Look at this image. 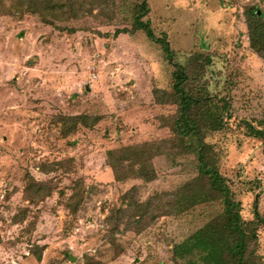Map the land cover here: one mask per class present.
Listing matches in <instances>:
<instances>
[{
    "label": "rangeland",
    "instance_id": "1",
    "mask_svg": "<svg viewBox=\"0 0 264 264\" xmlns=\"http://www.w3.org/2000/svg\"><path fill=\"white\" fill-rule=\"evenodd\" d=\"M98 2L50 26L0 0V264H204L187 242L224 206L208 191L187 209L191 201H170L199 169L196 138L170 130L176 107L153 99L154 89L171 91L174 68L143 33L115 36L130 31L139 0ZM147 5L144 20L169 42L186 90L227 104L223 127L204 142L264 264V65L245 24L251 7L264 19V0ZM79 116L100 120L91 128L64 120ZM138 145L155 179L135 178L123 162L117 181L108 153ZM155 196L157 212L133 209Z\"/></svg>",
    "mask_w": 264,
    "mask_h": 264
},
{
    "label": "trees",
    "instance_id": "2",
    "mask_svg": "<svg viewBox=\"0 0 264 264\" xmlns=\"http://www.w3.org/2000/svg\"><path fill=\"white\" fill-rule=\"evenodd\" d=\"M14 2L16 9H19L21 13L31 14L37 17L41 23L50 26L81 19L84 16L83 12H90L99 3L98 0H14ZM139 2L138 6H133L130 31L120 30L116 32L115 36L119 34L133 35L136 32H141L149 41L161 47L167 63L174 68L172 89L169 93L154 89L153 99L155 104L159 106L171 105L176 107L174 116L170 118L172 120L169 126L170 130L176 137L196 138L199 169L195 181L207 180V188L199 191L191 189L192 185L196 183L195 181L186 183L182 191H186L187 194L180 195L177 199L171 194L172 200L170 201L175 205L184 201H191V204L185 205L187 209L195 203L200 204L207 201L208 195L206 196L204 193L208 191V194L219 195L224 206L223 214L194 233L187 243L191 250L201 255L200 259L204 264H258L254 247H252L256 243L257 237L254 233L251 235L247 232L244 222L236 211L237 204L231 201L227 191L221 188L222 184L218 180L219 172L215 166L216 161L210 156L212 149L204 142L208 133L219 131L223 127L222 107L226 109L227 104L218 102L223 103L219 106L210 97L196 98L186 90L184 86L187 81L185 69L173 62L174 53L166 38H157L149 21L144 20L149 14L147 0H139ZM247 10L245 24L249 47L264 65V19L257 16L258 9L256 7ZM64 120L75 126L81 124L86 128H91L100 119L98 117L79 116ZM254 135L260 136L262 134L256 132ZM115 154L113 152L108 153V164L113 169L117 181L121 179L117 175L123 162H128L131 168L133 167L135 178L146 181L155 179V171L151 166L149 152L145 145L124 148L123 151L117 153L118 155L115 156ZM160 203L158 197L155 196L154 200L149 199L144 203H135L133 209L140 216H147L149 212H157L161 207ZM133 209L131 210L133 211Z\"/></svg>",
    "mask_w": 264,
    "mask_h": 264
}]
</instances>
